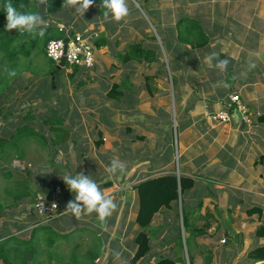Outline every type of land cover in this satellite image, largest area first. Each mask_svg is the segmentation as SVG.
<instances>
[{"label": "crops", "instance_id": "1", "mask_svg": "<svg viewBox=\"0 0 264 264\" xmlns=\"http://www.w3.org/2000/svg\"><path fill=\"white\" fill-rule=\"evenodd\" d=\"M144 1L150 3V0ZM151 6L163 28L165 18L162 17L168 14L177 20L173 27L182 24L183 20H189L191 28L197 25L200 32L208 38L207 45L194 47L190 44L182 45L178 36L172 37L175 56H180L178 63L186 70L185 73L181 69L176 71L184 82L179 92L181 129L179 130L175 101L174 107H171L172 124L170 122L165 129H159L160 132L154 129L152 135H156L157 138L153 139L149 147L151 145L157 147L144 149L150 137L146 133L139 134L141 128L137 131V125L140 119L133 118L135 116L130 112L132 108L136 109L140 105L138 92L135 91L130 99H126V94L122 90L123 83L119 84L122 79L114 76L116 69L119 68L115 65V71L110 73L109 77L104 75L105 71L101 72V75L90 76L87 71L79 70L75 77L82 76L96 88L89 91L90 88L87 86L84 91V95L86 97L88 95L93 101L89 100L88 103L83 101V106L70 105L65 115L61 117L69 130L68 139L74 144L73 152L81 154L74 158L70 166L69 163H64L63 166L61 163L66 154L59 149L58 153L54 154L58 161L55 162L52 155L49 163L57 169L64 167L60 169L64 171L63 176H74L78 172H84L113 199L117 194L116 199L118 201L121 198V205H117L116 211L107 219L105 231L101 228L96 213L83 215L80 219L64 213L67 202L74 198V194L62 178H58L51 186L40 185L35 192H32L30 184L26 185L29 196L20 201H27L31 196L36 199L39 194L45 195L47 200L53 190L52 202L58 203L59 211L57 216L50 220L51 223L46 221L49 224L36 227L38 230L36 233L35 229L33 231L30 229L44 221H37L33 214L31 217L28 216L27 225L15 235L0 230V242L12 236L32 242L34 247L29 250L25 264H129L138 251L136 236L140 232L136 223L139 198L135 186L151 178L173 173L178 178L183 176L193 179L195 186L180 194L179 202L175 203L172 209L165 208L154 217L148 229L151 239L150 251L137 264H155L162 258H171L180 264L179 255H182L179 244L180 242L182 244L183 238L187 239L191 234L184 229L181 217L183 212L190 230L197 226L205 229L203 235L193 239L192 252L199 245V241L204 242L209 247V252L214 253V259L211 253L212 257L208 264L220 253L229 261L233 259V264H253L248 254L259 247H264V237L256 235L257 230L264 226V123L259 122L256 117L252 125H247L234 111V119L228 124L216 127L203 121L208 113L227 108L236 110L230 100L234 94H239L255 114L264 115V0H153ZM39 7L38 12L49 22L47 30L49 28L59 30V27H64L65 30L82 35L99 33V39L95 41L96 64L93 68L95 70L98 67L97 61L102 64L105 62L104 59H109L108 56H103V53L109 51L107 46L110 49V41L118 34L123 36L125 34L127 37V31H120L124 23L121 20L122 23H119L121 26L115 32L108 31L107 38L103 39L105 27L110 28L111 21H103L95 0L85 14H77L75 8L63 5L58 6L60 9L53 12H49V5ZM92 11L98 13L96 18L98 21L84 22L82 18ZM61 13L63 15L60 17ZM65 17L73 18V21L65 22L63 21ZM167 31L169 30L164 29V32ZM100 39L106 41V44L97 48L96 42ZM177 42L180 44L179 48L176 46ZM211 53H216L220 60L229 61L226 71L221 72L214 67L215 59L211 61L205 59ZM132 62L140 61H123L122 69L127 68ZM252 63L255 64L254 68L250 67ZM73 72L66 70V73ZM120 77H123V74ZM228 78H231L232 83ZM102 81L106 84H102ZM115 86L118 89L111 95ZM147 88L149 102L157 100L155 91L151 94L149 90V88L154 90L152 85ZM171 89L174 94L173 83ZM84 107H87L86 111ZM168 107L169 104L167 110ZM163 110L167 112L164 108ZM101 111L105 112V118L98 116L101 121L99 119L94 121L96 113ZM27 115L31 116L29 118L31 122L36 120L32 115ZM143 117L141 120H144ZM123 137L126 141H121ZM51 139L57 138L53 135ZM65 139L63 136L59 144L67 148ZM46 140L48 143L49 140ZM109 140L113 145L125 144L121 152H117L113 145L112 150L116 153L110 152V148L105 147L110 143ZM28 142L29 138H25L21 145L24 146ZM91 144L100 149V152L105 145L106 152L113 158L125 162L127 165L125 174L109 177L105 168L110 161L107 160L106 166H103L100 159L93 162L92 157L87 155ZM85 145L87 147H83ZM20 152H25V148L23 147ZM100 152L94 156H100ZM23 161L22 154L20 157L15 155L14 162ZM29 177L26 183L31 180V172ZM53 177L58 176L52 173L51 178ZM57 187L64 189L61 195L55 193ZM253 209H261L262 215L255 213L249 216L247 212ZM38 218L43 219L40 216ZM47 228H51V232L54 233ZM8 229L5 228V231ZM49 234H52L51 237L55 241L52 247L47 242ZM72 239L74 245H69ZM223 240H226L225 244L222 243ZM61 246H76L77 250L73 254L58 253L56 257L50 253ZM116 253L120 254L119 257ZM187 262L188 260L184 264Z\"/></svg>", "mask_w": 264, "mask_h": 264}, {"label": "rangeland", "instance_id": "2", "mask_svg": "<svg viewBox=\"0 0 264 264\" xmlns=\"http://www.w3.org/2000/svg\"><path fill=\"white\" fill-rule=\"evenodd\" d=\"M64 2L65 0H48L46 7L50 5L52 9L56 11L58 6L64 5ZM152 2L153 0H150V3L148 4L145 1L143 2V0H127L130 14L124 20H122L124 23L122 24L123 26L120 30L121 32L127 31V37L125 34L124 36L122 34L116 35V37L110 41V49L109 46H107L109 51L106 50V53H103V56H108L109 59H104L105 62H102V64L100 61H97L98 67L96 70H87V74L90 76L94 74L101 75V72L105 71L104 75L109 77V74L115 71L116 65V67L119 69H116L114 76L122 79V81L120 80L119 84L123 83L122 90H124L126 94V99H130V96H132L135 91L138 92L140 105H138L136 109L132 108L130 112L133 114V116H135L133 118L136 120L140 119L137 125V131H139V128H141L139 134L144 135L146 133V135L150 137L149 141L146 142V145L143 147L144 149L149 147V144L154 138H157L156 135H152V133H154V129H156L155 131L159 129L163 130L169 125L168 123L171 122L172 124L173 112L171 111V107H174L173 103L175 101H177L179 130L181 129L180 125L182 120L179 116V92H181L184 82L182 79H180L176 71L177 69H181L183 73H185L186 70L184 66L181 65V63H178L180 56H175L173 51L174 45L172 37H180L181 33V39H185L188 37L187 31L191 29L189 26L190 21L185 20H183L181 28L179 26L173 27L177 20L174 19V17L168 16V14H165V16L162 17V19L165 18L163 19V24L165 25L164 28L162 25L160 26L159 17H157L156 13L153 11V9H151ZM39 9L40 7L38 5L37 10L39 11ZM62 15L63 13H61L60 17ZM97 15V12L92 11L91 14H87L82 19L86 23L98 21V19H96ZM48 19H50V17H48ZM63 21L72 22L73 18L65 17ZM119 23L122 22L111 21V27H105L103 39L107 38L108 31L111 32L112 30L115 32L118 27L121 26ZM164 29L169 31L164 32ZM15 31V29L10 31V36H13ZM23 33L24 32H21V34ZM28 34L30 33L27 32V34L24 36L26 38L17 41L15 44L22 45L26 48L25 50L31 52L29 57H26L20 53L17 55L14 61H11L3 59V54H0V76L3 77L4 75H7L8 69L13 65L14 62L17 64L15 71L18 72L15 77H10L8 82L5 83L7 87L5 86L6 89L4 94L0 97V204L3 206V209L0 211V218H2L0 219V230L4 231L5 228H9L8 232L13 235H15L18 230L27 225V218L28 216L31 217L32 214L36 216L37 221L44 222L37 223V225L33 226L34 228L32 227L30 231H33L38 226L49 224L46 222L48 221L47 219L38 218L39 216L34 206L38 199L45 198V195L39 194L36 199L31 196L27 201H14L12 198L8 197L6 190H11L14 186V182H25L29 180L30 177H28V172L32 173V177L29 183L25 182V188L26 185L30 184L32 192H35L36 188H39L42 184H50L51 186V184L58 180V178H62V172L64 171L60 169L64 167L57 169L56 166L49 163V159L52 158V155H54L55 152L58 153L59 149H61L66 154V160L64 159L61 164L64 166V163H69L70 166V164L73 163L74 158H77L81 152H73L72 148L74 147V144L70 143V139L66 141L67 148H65L63 145L61 146V144L54 146V140L51 139L53 136V134H51V130L53 128H59V125H51L46 121L56 118L62 119L61 116L65 115V111L68 110L70 105L83 106V101L86 103H88L89 100L93 101L90 97H88V95L87 97L84 95V91L87 86L88 89L90 88L89 91H91V89H96L93 88L92 84L88 82L89 80L84 79L80 75H77L74 79H71L69 77L70 73H66L68 68L60 71L56 77L54 75L55 78L52 76V74L50 75V72L54 71L55 69L53 70V68H56V66L47 58L46 55L39 51L43 45L42 43L44 41V37L38 38L33 35L27 36ZM192 36L194 37V35ZM60 37L57 35H51L49 38L58 39ZM181 39L180 43L184 45L181 42ZM34 41H37L40 43V45L37 48L32 49L31 42ZM135 43H142L143 49L151 51L152 54L149 58H147L148 60L143 59L138 63L132 62L127 68L122 69L121 66L123 61L120 59V55L126 54L129 51L130 46L135 45ZM176 46L179 48V42L176 43ZM121 74H123V77H120ZM126 75H128V77ZM228 81L232 83L231 78H228ZM171 83H173L174 94L173 90L171 89ZM102 84H106V82L102 81ZM150 84L154 88L155 95H157L155 96V98L157 97V100L154 99L153 101L151 100V102H149V91L147 90V86ZM101 88L104 89L103 85H101ZM238 96L240 97L242 103L247 107L246 109L248 110L250 122L244 121V115L240 111L227 108L219 112L208 113L203 118L204 123L216 127L228 124L234 119V111L245 124L252 125L254 119L256 117L259 118L261 115L259 113L255 114L242 100L239 94ZM168 104L169 107L167 110ZM88 105H90V103ZM155 106L157 108H155ZM87 107H84V111L87 110ZM163 108L167 110L169 115L168 117L167 112L164 111ZM103 109L104 107L101 110ZM119 109H121V107H119ZM221 113L229 114L230 119L227 122H221L217 116V114L222 115ZM27 114L32 115L36 120L34 122H31V120L26 121L24 117ZM96 114L97 117H93L94 121L99 119L98 116H102L103 119L106 116L105 112L103 111ZM141 117H143L144 120H141ZM88 119H90V117ZM62 120V126L66 128L65 120ZM99 120L101 121V119ZM29 124L34 129V131L40 133L44 139L49 140L47 143L48 147H43L41 137H31L29 138V142L27 144L24 146L20 145L19 150H13L14 148L11 146L12 134L15 133L18 128L26 127ZM129 136L131 138L132 134ZM123 140L126 141L124 137L121 141ZM4 141H8L10 143L4 145ZM109 141L110 143L104 146L106 148H110V152L112 151L113 153H116L115 150L117 152H121L123 146L125 145H113L111 144V140ZM112 145L115 150H112ZM104 146L103 151L100 152V149H97L94 144H91L90 151L87 155L92 157V161H97L100 159V161L103 163L102 165L106 166V161H111L113 156L106 152V148ZM154 146L156 145H151L149 148H153ZM23 147L25 148V152H20ZM83 147L87 146L85 145ZM193 151L195 153V149ZM99 152L100 156H94ZM16 153H21L24 156L23 162H14L15 155H17ZM54 160L55 162L58 161L55 155ZM9 172L12 174V177L10 178H8V176L6 177V174ZM52 173H54L55 176L57 174L58 177L51 178ZM44 176L47 177L44 178ZM61 189L63 193L64 189ZM116 196L117 194L114 195L115 203L117 205H121V198L117 201ZM181 217L183 218V216ZM181 217L179 218V221L182 220ZM199 225L201 226V223ZM14 228L15 230H13ZM204 228L206 227L204 226ZM155 237L156 236H154V238ZM185 237H187L186 234ZM214 240L217 241V239ZM72 244L74 245L73 239L70 240L69 245ZM182 244L184 250L181 248L180 253L182 256L179 255L181 259L180 264H184V262L187 260L188 262L185 264H207L209 247H207L204 242L199 241V245L195 247L196 249H194L193 252H188L186 238L182 239ZM78 249H80V246H78ZM76 250V246H61L56 250L54 249L53 251H50V253L56 257L58 253L59 255L67 253L73 254ZM211 253L213 254L214 259V253L212 251ZM44 254L46 255V251ZM39 258H41V252L39 254ZM182 258H184L185 261H183ZM232 261L233 259L229 261L226 256L220 253V255L217 254L215 260H212L210 264H233ZM20 262L21 261L19 258H12L11 264H20ZM4 263L5 261L0 260V264Z\"/></svg>", "mask_w": 264, "mask_h": 264}, {"label": "trees", "instance_id": "3", "mask_svg": "<svg viewBox=\"0 0 264 264\" xmlns=\"http://www.w3.org/2000/svg\"><path fill=\"white\" fill-rule=\"evenodd\" d=\"M96 4L99 9V15L103 16L104 9L100 7L102 4V0H95ZM8 0H0V54H3V59L14 61L18 54H23L26 57H29L31 52H28L25 50L26 48L22 45L15 44L17 41L23 40L27 32H24L21 34V31L15 29V34L13 36H10L8 31H5V23L7 22V13L5 11L4 5L7 3ZM13 3V6L17 8L18 11H33L38 12V2L37 0H11ZM23 6V7H21ZM60 9V8H57ZM54 10L49 5V12H53ZM57 11V10H56ZM189 21V20H188ZM191 22V21H190ZM193 23V22H192ZM195 24V23H194ZM182 24L179 25L181 28ZM57 32V33H55ZM188 37L185 39H181V33L179 37V41L181 39V42L183 44H190L194 47H201L207 45L208 38L205 34L200 32L199 28L193 27L189 29ZM32 34H28L27 36H30ZM51 35L55 36L57 35L58 39L63 38L64 34L59 32L57 28H49L46 31V34L44 36L43 45L40 48V52L46 55L45 49L48 44V42L52 39L49 38ZM194 35V37L192 36ZM36 37L39 38L38 35ZM106 44V41H102L101 39L96 42L97 48H101ZM32 49L37 48L40 43L37 41L31 42ZM152 52L147 51L143 49L142 44L131 46L129 51L124 54L120 55V59L124 62H129L133 60L142 61L143 59L148 60L151 56ZM17 67L16 62L13 63V65L8 69L9 70H15ZM55 67L53 68V70ZM79 69H75L73 74H70L71 78H74L75 75L78 73ZM8 73V72H7ZM18 74V72H16ZM53 71L50 72L52 74ZM16 74V75H17ZM10 76L4 75L3 77L0 76V97L4 94V91L6 89V84L8 82V79ZM148 80V78H147ZM6 86V87H5ZM150 85H148L149 87ZM118 89L117 86L113 88V93L111 95H114V91ZM151 91V94H153V89L149 88ZM31 116L26 115L24 119L27 121L29 120ZM259 122L264 123V115L260 116ZM47 123H50L51 125H59V128H53L51 130L52 134L56 136V140L53 141L55 145H59V142L62 141L61 138L64 136L66 138L64 142L67 141L69 130L64 128L63 120L61 118L51 119L47 120ZM41 137L43 147H48L47 140L42 137V135L36 131L32 127H23L18 128L16 132L13 134L12 137V148L13 150H19L20 145L25 138L30 137ZM22 138V139H21ZM10 142L4 141L3 144L7 145ZM17 154V153H16ZM18 157L21 156L20 153L17 154ZM28 177L30 175V172L27 173ZM8 178L12 177V174L9 172L6 174V177ZM26 182V181H25ZM25 182H15L14 189L6 190V193L9 198H12L14 201H20L29 196V192L27 191V188H25ZM195 186V181L191 178L186 177H180L178 178L174 174L170 175H162L158 177L151 178L149 180H146L144 182L139 183L135 186V190L137 191L138 198H139V211L136 219V223L140 228V232L136 236V243L138 245V251L133 259H131L129 264H137L139 260H141L149 251H150V243L151 239L148 233V229L150 228L154 217L163 209H172V207L177 204L180 200V194H183L184 192L191 190ZM3 209L2 204H0V211ZM249 216L254 215L255 213L259 216L262 215L261 209H253L249 210L248 212ZM183 225L185 231L188 233H191L190 236L186 239V245L189 248V252H192L193 246V239H195L197 236L203 235L205 233V229L203 228H197L192 227L190 230V226L187 223L186 215L183 212ZM48 231L51 232V228H47ZM38 230L35 229L34 232L36 233ZM7 232L8 231H5ZM54 233V232H51ZM52 234H49L48 237V244L50 247H52L55 243V241L51 237ZM257 237L263 238L264 237V226H261L257 232ZM33 246L31 241H25L18 239L17 237H10L4 241L0 242V260L5 261L4 264H11L12 258L20 259V264H25L27 261V256L29 253V250ZM34 247V246H33ZM180 249L183 248V245L179 244ZM208 262H210V259L212 257V254L208 252ZM248 258H250L254 263L257 262H263L264 261V247H259L252 252L248 254ZM207 262V264H208ZM155 264H177V261L171 259V258H162Z\"/></svg>", "mask_w": 264, "mask_h": 264}, {"label": "clouds", "instance_id": "4", "mask_svg": "<svg viewBox=\"0 0 264 264\" xmlns=\"http://www.w3.org/2000/svg\"><path fill=\"white\" fill-rule=\"evenodd\" d=\"M37 2L39 5L47 4V0H37ZM93 2L94 0H65L63 6L75 8L77 14H85L92 6ZM100 7L104 9V22H120L130 14L127 0H102ZM4 8L7 13L5 31L10 32L17 29L21 32H28L33 36L38 35L40 38L45 36L49 22L45 20L39 12L18 11L17 8L13 6L11 0L5 3ZM205 59L209 61L215 59L216 63L214 67L221 72L226 71L229 63L226 59L220 60L216 53L207 55ZM250 67L254 68L255 64L252 63ZM16 74L15 70L8 71L10 77H15ZM126 170V163L117 158H113L110 164L105 168L109 177L124 175ZM62 179L69 190L74 194V198L67 202L64 213L71 214L76 219H80L83 215L96 213L101 228L106 231L107 219L111 217L117 209V204L112 196L106 194L100 188V185L84 172H78L74 176L64 175ZM119 255V253H116L117 257H119Z\"/></svg>", "mask_w": 264, "mask_h": 264}, {"label": "built area", "instance_id": "5", "mask_svg": "<svg viewBox=\"0 0 264 264\" xmlns=\"http://www.w3.org/2000/svg\"><path fill=\"white\" fill-rule=\"evenodd\" d=\"M59 31L64 34L61 39H51L45 49L47 58L52 61L55 66H58L62 59H65V68L67 71H74L75 69L87 71L93 69L96 64L95 59V41L99 39V33L89 35L77 34L72 30H65L64 27H59ZM68 38V43L65 39ZM232 104L235 106L236 111H240L244 116L246 122H250L247 107L242 103L238 94L230 97ZM217 114L221 122H227L230 119L229 114ZM57 195L62 194V189L57 187L55 190ZM35 209L38 215L47 219L53 220L59 210L57 202H48L45 198H39L35 203ZM49 223V222H47ZM223 244L226 240L222 241ZM253 264H264V262H257Z\"/></svg>", "mask_w": 264, "mask_h": 264}, {"label": "water", "instance_id": "6", "mask_svg": "<svg viewBox=\"0 0 264 264\" xmlns=\"http://www.w3.org/2000/svg\"><path fill=\"white\" fill-rule=\"evenodd\" d=\"M69 39L66 38L65 39V43H68ZM65 68V59H62V61L60 62V64L58 66H56L55 70L53 71L52 73V76L55 77L57 76V74L62 71L63 69ZM54 77V78H55ZM53 197H54V194H53V190L51 191L50 195L48 196L47 198V201L48 202H52L53 201Z\"/></svg>", "mask_w": 264, "mask_h": 264}]
</instances>
